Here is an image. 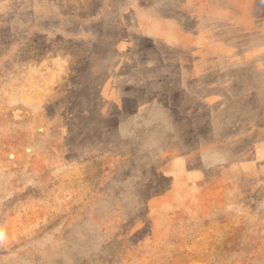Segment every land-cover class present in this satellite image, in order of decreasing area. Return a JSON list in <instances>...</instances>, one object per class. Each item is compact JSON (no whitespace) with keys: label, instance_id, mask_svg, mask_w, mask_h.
Returning <instances> with one entry per match:
<instances>
[{"label":"rangeland","instance_id":"rangeland-1","mask_svg":"<svg viewBox=\"0 0 264 264\" xmlns=\"http://www.w3.org/2000/svg\"><path fill=\"white\" fill-rule=\"evenodd\" d=\"M0 264H264V0H0Z\"/></svg>","mask_w":264,"mask_h":264}]
</instances>
